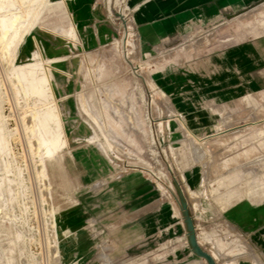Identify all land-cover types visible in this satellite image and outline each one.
Segmentation results:
<instances>
[{
	"label": "rangeland",
	"instance_id": "1",
	"mask_svg": "<svg viewBox=\"0 0 264 264\" xmlns=\"http://www.w3.org/2000/svg\"><path fill=\"white\" fill-rule=\"evenodd\" d=\"M3 4L15 20L0 30V264H208L191 234L228 260L236 238L219 211L264 196L263 179L237 178L264 168V130L252 131L264 127V81L184 115L152 58L182 71L202 53L141 52L125 0ZM247 11L262 14L237 27L264 33V3ZM247 50L239 63L264 71V44ZM31 65L43 95L15 78ZM43 111L65 143L49 156L31 131ZM212 127L239 131L203 138Z\"/></svg>",
	"mask_w": 264,
	"mask_h": 264
},
{
	"label": "crops",
	"instance_id": "2",
	"mask_svg": "<svg viewBox=\"0 0 264 264\" xmlns=\"http://www.w3.org/2000/svg\"><path fill=\"white\" fill-rule=\"evenodd\" d=\"M125 2L132 9V22L141 52L151 54L168 51L183 44L185 51L202 53L198 63H189L182 71L172 67L171 56L167 55L161 63L152 58L151 66L156 67L154 72L158 74L154 82L163 87L168 95H172L175 108L184 115L196 114V104L200 102L205 101L212 107L231 103L240 99L249 84L264 81V71L254 72L248 69L250 65L247 63H239L240 52L248 51L250 46L264 44V33L237 27L240 19H254L262 14L247 9L257 3H264V0ZM214 112L209 111L211 114H215ZM212 128L215 133L203 138L239 131L232 128ZM191 129L195 131L206 127ZM260 130H264V127L252 129L254 132ZM250 173L248 176L238 173L237 178L245 176L264 180V168ZM188 178L196 179L199 176L190 175ZM219 214L236 238V243H233L236 250L221 264H264V196L260 197L258 193L252 198L242 195L221 209ZM209 251L211 255L213 251ZM220 255L218 252L215 257L211 255L214 264H218L216 259Z\"/></svg>",
	"mask_w": 264,
	"mask_h": 264
},
{
	"label": "bare ground",
	"instance_id": "3",
	"mask_svg": "<svg viewBox=\"0 0 264 264\" xmlns=\"http://www.w3.org/2000/svg\"><path fill=\"white\" fill-rule=\"evenodd\" d=\"M4 2L5 0H0L1 11H4V8L7 6L3 4ZM14 20L15 16L7 17L6 14L0 15L1 35L6 33L8 29L11 28ZM15 78L20 83H26L29 94L39 96L44 94L42 85L43 79L40 76L39 70L35 65H31L26 70L16 73ZM44 112L45 111L41 112V114L35 115L36 122L33 123L31 131L34 134L38 145L42 148L43 154L49 156L58 151L59 148L63 145L64 141L60 139L57 128L51 125L49 115ZM2 191L3 188L0 187V195L2 194ZM216 253L215 251H213L211 255L215 257Z\"/></svg>",
	"mask_w": 264,
	"mask_h": 264
},
{
	"label": "water",
	"instance_id": "4",
	"mask_svg": "<svg viewBox=\"0 0 264 264\" xmlns=\"http://www.w3.org/2000/svg\"><path fill=\"white\" fill-rule=\"evenodd\" d=\"M190 240H191L194 251L200 256L204 257L207 260L208 264H214V260L212 259V256L208 252L200 248L193 234L190 235Z\"/></svg>",
	"mask_w": 264,
	"mask_h": 264
}]
</instances>
